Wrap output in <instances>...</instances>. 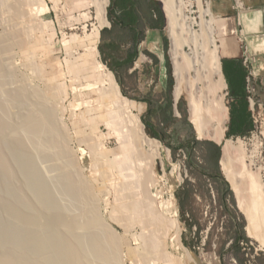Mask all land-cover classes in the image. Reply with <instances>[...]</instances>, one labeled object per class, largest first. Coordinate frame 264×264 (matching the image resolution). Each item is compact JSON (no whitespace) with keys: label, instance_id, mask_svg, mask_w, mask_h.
Returning a JSON list of instances; mask_svg holds the SVG:
<instances>
[{"label":"rangeland","instance_id":"rangeland-1","mask_svg":"<svg viewBox=\"0 0 264 264\" xmlns=\"http://www.w3.org/2000/svg\"><path fill=\"white\" fill-rule=\"evenodd\" d=\"M44 1L45 9L39 11V15L37 13V16H33L32 18L28 14H23L21 17V23L32 28L23 50L21 46L19 47V45H16L15 43L12 45L11 43L9 52L2 55V64H4L2 65L0 71V75L2 74V77L0 76V80H2L0 82V86L3 90L4 88L6 90V87H8L6 91L2 90L4 92V96L6 95L5 98H7V95H10L9 93H12V91H14L15 88H18L20 85L28 90V93L26 92L27 94L25 93L26 95H24L26 98L23 97L20 99L19 102H17L18 104L16 103L17 105H11V107L14 108L11 109V115H14L13 117L11 116V121H13L14 124L17 122L19 123V121L22 119V116L32 110H38L42 112L45 108L47 109L49 107L48 110L50 113L52 112L51 114L49 112L47 113L45 111L46 109L41 114L45 116V119L50 127L54 125V127L59 132L60 137L66 135V137H64L67 139L64 140V137L62 139L65 143V147L73 152L77 158V169H79V171L77 170L79 172L78 174H81L80 177H83L84 179H82L97 193L95 196L97 198H95V200L98 207L96 210L97 212H95L96 216L98 218L100 217L99 219L101 222L105 223L104 226L109 229L111 228L110 230L117 237L124 236L123 238H125V240L128 238L126 243L129 242L130 247L138 251V254L144 257L142 260L143 257L138 255L140 258L135 259L127 251V246L123 245L121 247V257L119 256L121 259L119 258V263L145 264L144 262H146V264H263L264 244H262L260 240L248 236L246 231L247 220L245 215L239 210L237 206L235 194L233 190L230 189L231 186L229 182L221 173L220 165H218V175H220L222 179L219 177L211 178L209 176L213 170L212 162L205 161L201 157L204 147L194 142L196 136L201 140H206L208 138L206 136L200 137L193 125L189 126L186 123V119L188 117L186 95L182 94L178 98L176 104L178 114L176 115L174 111V113H171L169 119L162 121L163 117L167 118L169 116L165 111L161 110L162 106H164L166 102L167 95H170L172 103L175 100L173 95V87L175 82L174 76L172 79V87L170 88V92L167 91L166 76L168 74L167 67L165 65V51L162 52L161 50L154 49L153 44L145 45V49L139 51L137 58H135L131 70L125 68L124 66H117L115 67L116 71L114 72L110 66L103 61L102 54L99 50V46H101L106 48L107 51L111 40L120 37L123 33L120 31V25L113 28L111 21L109 20L108 14L111 10L110 0L106 8V16L109 24L101 28L97 43L99 54H96L91 48V38H87L92 32V29L99 24L96 7L97 0ZM184 1L189 2L187 8L185 9V13L199 21V11H196L197 6L195 0ZM203 2L205 6L206 4H210L209 6H211L210 8L214 16V36L216 38V42L221 45L219 48V56L222 64V44L225 41L224 37H227V34L224 35L218 30L224 26V20L217 18L213 7V0H203ZM160 7H162V2ZM192 10L193 12L191 13L190 11ZM5 13L0 9V33L6 35L7 33L9 34V31L13 28V26L10 24L12 23L11 21L9 23L11 16L9 17L8 15V18V13ZM196 28H199V26H196ZM8 34L6 36V40L9 38V36L11 37V35L9 34L8 36ZM71 34H77L81 41H77L78 43L76 41L74 43L71 42L69 38ZM164 34L167 37L165 27ZM128 36L129 35H127V37ZM233 36L235 37L234 34ZM8 40H10V38ZM128 47V43L119 46L116 54L118 56H123ZM146 51H153L158 54L161 58L160 62L155 65ZM166 54L168 56L169 68L172 74V64L168 50L166 51ZM98 59L101 60V62H103L106 67L114 73L115 78L120 86L122 95L128 100L129 110L139 117L140 121L143 123L144 132L150 138H153V143L157 145L158 157L154 170L160 177V183L158 182L159 184L157 183L152 191L156 192L158 189L157 191L161 193L156 197L154 201L155 204L153 203V206L156 208V210L153 206L152 208H154L157 213L161 212L158 214L162 216L163 223L161 222V225L159 226H165V228L169 227L166 230L164 227H158V225H153L154 223L148 222V220H146L145 216L143 215L141 219V213L140 217H136V222L125 221L126 226L128 225V228L125 226L124 221H117L112 217L116 206L115 188L119 186L117 181L123 176L122 174L124 170L120 167H122V164L125 163V159L120 155L123 152V144L119 142L121 140L116 137L115 133L105 124L103 119V114L105 113L106 107L105 104L101 102V96L97 91L99 83L98 77H100L101 74L97 67H95L98 64ZM27 61H30L28 62L30 63L29 66ZM108 61L110 62L112 60L108 59ZM192 73L193 72L189 73V79H194L195 76L194 73ZM189 79L188 82H192V80ZM96 81L98 83H96ZM2 82H5V85ZM55 85L59 88L62 86L61 89H59L57 97H54L49 91V87ZM9 89H11V91ZM34 91L40 94L37 95V93ZM39 97L43 99L41 100ZM230 97L231 95L227 85L225 93L223 94V101L227 107L224 137L225 139H231V141L234 143H240L243 146L246 153L245 161L247 167L249 170L259 176L260 181L263 183L264 190V109L261 108L259 103L256 101L257 105L250 110L253 119V127L251 128L252 130H248L243 133H234L232 135L230 133L228 135L231 103ZM179 103L185 112L184 116L179 109ZM43 105H46V107H43ZM12 111H16V113H13ZM46 114H49V118L46 116ZM58 128L62 131V133L60 130H58ZM92 131L95 133L94 135L91 133ZM60 133L64 135L62 136ZM89 136H96L95 138L93 137L94 139L92 137L91 138L95 141L100 139V144H102V146L104 145L103 149L101 150V154L98 156V159L92 158L89 153V147L87 146L88 142L86 139L87 137L90 138ZM48 138H50L49 134ZM81 138H84L83 140L85 141H82ZM8 147L11 148H6V151H9L10 153V150L12 151L13 146L10 145ZM34 153H36V151H34ZM220 153L222 152L220 151ZM36 155H38V157L35 159L37 162L41 163L38 165L36 164V166L39 167H37V169H39L41 173L39 177L41 176L42 178L44 177L43 179H47V181L44 180L46 181L45 184H49L47 187L55 189H51L53 191H49L54 197L56 203H59L62 200L60 205H63L62 209L53 211H46L45 209L43 210V207L38 202L39 200L37 196H35V192H33L35 190V186H31L33 190H31V187L29 188L33 180L25 181L29 173H24L23 170L20 169L25 168L24 170L27 171V164L25 166L22 159H20L22 160L21 162L18 159L16 160L15 158H10L9 160L12 167L18 166L19 168V166H22L19 169L17 167L13 168L14 172H16L15 174L13 173V178L9 180L10 183L8 182L11 186L9 190H14L16 192H9V190H7L6 193L5 189V191L3 190L2 192L3 188L0 190V219L3 223L9 224L12 222L11 220L15 218L13 213L17 214V216L20 214L21 217H30L32 214L38 215L42 221L43 234L41 235H44L45 239H48V242L51 235H55V239L58 237L59 240H62L63 238L67 240V234L64 232L65 229L64 231L62 230L63 232L61 231V228L63 226L65 227V225L62 223L67 222L66 217H69L68 215L80 213L81 205L79 202L82 203L84 199L82 198V194H72V189L68 191V189H70V186L67 187V185H69L68 180L63 177L64 182L67 181V184L66 182L63 183L61 173L58 172L59 169L56 170L57 167H62L64 165H61L60 163V161L63 159H59L58 164L60 163V165L57 166L58 164L56 165L53 163L52 159L49 160L50 157H45L38 153H36L34 157ZM43 155H48V153L46 152ZM13 160H16L17 163L21 162L20 165L19 163L17 165V163ZM62 163H64V160ZM54 164L56 167H53ZM119 165L121 166L119 167ZM18 171L20 172L18 173ZM118 176L120 178H118ZM43 179H41V181ZM48 180L51 182L49 181V183ZM66 187L68 189H66ZM16 188H19L18 190L22 191L20 194H24V196L19 195V197H22V202L24 204L20 203L18 201L19 199H17V202H19V205L17 204L18 206L15 205L17 203L15 198H18V196L15 195L19 194V191L17 192V190H15ZM12 193L14 195H12ZM79 196H81L80 199ZM58 197H62L60 198L61 200H59ZM27 202H29L30 205ZM145 202V200L142 201L141 206L143 204L146 206L147 203ZM65 206L68 208V211L66 208H63ZM144 206L142 208H144ZM16 207H18V209ZM14 210L16 212H14ZM143 211H141L142 214H145L146 210L144 212ZM143 217L146 223H144L145 221H142ZM80 218H83V216ZM85 218L86 216L84 219ZM170 220L172 222H170ZM150 224L154 226L153 232L151 229L152 226ZM56 225L61 227L60 232L62 233L53 231V229L58 231L56 230L58 229ZM50 226V229H52V226H54V228L52 230L46 228ZM155 226L158 230L160 229L163 231L158 232L162 236L155 232L157 230ZM150 229L152 233L150 232ZM169 229L172 231L170 232ZM47 231L49 233L52 231L50 233L51 235L46 234ZM90 231L91 228L89 229V227H87V229L85 228V230H82L83 236L85 237L88 235V239H90ZM164 231H168L170 233H166V235ZM56 233L63 234V238L61 239V235L58 236ZM64 233L66 235H64ZM146 234L149 235V238L152 237L153 240H155L156 237L153 236L154 234L159 235L157 236L158 238L156 237L158 241H155L161 243L160 245L157 243V246L159 245V247L156 246L155 250H153V253L152 251L150 253L148 248L144 246L143 240L145 237H147ZM238 235L244 237L239 238L238 242L239 246L241 247L239 258H241L242 262L237 261L233 255L235 248H231ZM85 238L87 239V237ZM141 238L143 239L141 240ZM51 239H53L55 242L54 238L51 237ZM49 246H51V244H49ZM47 248L49 252L54 251L50 247ZM52 252L48 255H52ZM141 253H145V256ZM149 255L154 257H147ZM145 259H147V261H144ZM135 260H137V262Z\"/></svg>","mask_w":264,"mask_h":264},{"label":"bare ground","instance_id":"bare-ground-1","mask_svg":"<svg viewBox=\"0 0 264 264\" xmlns=\"http://www.w3.org/2000/svg\"><path fill=\"white\" fill-rule=\"evenodd\" d=\"M160 1L162 2V10L166 18L165 29L167 37L169 39L168 53L170 56L173 72L172 74L175 81L173 87L174 98L175 100H177L182 94L186 95L188 119L190 120L197 134L200 137L206 136L208 139L221 145L222 153L220 158V169L225 179L229 182L231 190H233L235 194V199L239 210L245 215V218L247 220V234L248 236L260 240L261 243L264 244L263 183L260 181L259 176L249 170V168L247 167L245 161L246 153L243 146L240 143H234L233 141H231V139H225L224 137L227 107L223 101V94L225 93L227 82L222 71L221 60L219 56V48L221 45L216 42V38L214 36V16L209 6L210 4H206L205 6L203 0H195L197 6L196 11H199L198 16L200 18V20L197 21L194 17H190L185 13V9L187 8L189 2H185L184 0ZM108 2L109 0H97L96 7L99 24L92 29V32L87 37L91 38V48L95 51L96 54H99L97 43L100 36V30L102 27L109 24L106 16V8ZM237 4H239V0H237ZM0 9L4 13H8H5L7 14V17L8 15L9 17L11 16L9 23L11 21L12 23L10 24H12L13 26L11 30L8 29L10 30L9 34L11 35V37L7 33L10 40H8V37V39L6 40L7 34L5 35L0 33L1 71L2 65L4 64H2V55L9 52L11 43L12 45L13 43H15L16 45H19V47L21 46L23 50V47H25L26 41L29 37V33L32 27L30 28L29 26H26V24H22L20 21L21 17L23 16V14H28L32 18L33 16H37L36 14L39 11L45 9V1L0 0ZM190 12L192 13L193 10ZM196 26H199V28H196ZM69 38L73 43L75 41H81L77 34H71ZM28 62L30 61H27V63ZM29 64L30 63H28V66ZM95 67H97L98 71L101 72V74L99 73L100 77H98L99 83L97 81L96 83H98L97 91L101 96V102H103L106 107V109L104 108L105 113L103 111V119L105 124L115 133L116 137L121 140L119 142L123 144V152L120 155L125 159V163L122 164L123 166L120 167L121 165H119L121 169L123 168L124 172L122 174V177L119 175L121 178L118 176V178H120L117 181L119 186H117L118 188H115L116 206L112 217L117 221H124V224L126 226V222L135 221L136 217H140L141 213V219L143 215L145 216L146 220H148V222L154 223L153 225H158V227H162L159 226L161 225V222L163 223V218L161 215H159L161 212H158V214L155 211L156 208L153 206L156 197L161 192L157 191L158 189L156 190V192L152 191V189L160 180V177L154 170L158 157L157 145L153 143L154 139L150 138L144 132L143 123L140 121L139 117L129 110L128 100L122 95L120 86L115 78L114 73L109 68H107L106 65L99 59L98 64ZM191 72L194 73V79H189V73ZM188 79L192 80V82L190 81L189 83ZM1 81L2 80H0V82ZM61 87L59 88L56 85L51 86L49 87V91L54 97H57L59 89H61ZM7 88L8 87H6V90ZM2 90L3 89H1L0 86V190L3 188L2 192L5 189L6 191H4L7 193V190H9L11 187L9 184V180L13 178L16 172H14L13 168H18V166L12 167L9 159H22L23 164L25 166L27 164V171L24 170L25 168H20L22 165L19 166V168L23 170L24 173L28 172L31 176L30 177L28 175L27 179H24L25 181L33 180L29 188L31 186H35V190L33 192H35V196H37L39 200L36 201L40 203V205L43 207V210L45 209L46 211H53L62 209L63 205L60 206L62 202L60 198L62 197H58L59 200H61V202H59L60 204L58 202L56 203L54 197L49 191L53 188L47 187L49 185H47V183L45 184L47 179H43L44 177L42 178L41 176L39 177L41 173L39 169H37L38 166H36V164L38 165L41 163L37 162L36 160L38 155L34 157V155L38 153L42 156L50 157V159L48 157L47 158L49 160L52 159L53 163H55L56 165L58 164L59 159L64 160V163H62L63 160L60 161L61 165H64L61 167L59 166V163L57 165L59 167H57L56 170L59 169L58 172L61 173L62 178L65 177V179L68 180L69 185H67V187L70 186V189H68L67 187L66 189H68V191L72 189V194H82V198L84 199V201L82 203L79 202L81 205L80 213L74 215L70 213L71 215H68L69 217H66L67 222L62 223L63 225H65V227L61 225L64 228L59 227V224V226L56 225V227H58V229L56 230L58 231H55L53 229L54 226H52L53 231L57 233L60 232V228L61 231H64L65 229L64 232L67 235L65 233L64 235L67 236H65L67 240L62 237L63 234H60L63 231L59 234L56 233L58 236L61 235V239H63L59 240L58 237H56L55 239V235L53 236L50 234L52 231L50 233L48 232L49 230H52L50 229V226L46 227L49 229L47 231L48 233L46 232V234H50L51 237L54 238L55 242L50 237L49 243L48 239H45V236L41 235L43 234L41 223L42 221L38 215L32 214L30 217L22 215L23 217H21L20 214L19 216H17V214L13 213V216L15 218H13L11 220L12 222H10L9 224L3 223L0 219V264H120L119 258L121 257L120 252L123 245L127 246V251L135 259L140 258L138 257V255H140L138 254V251L132 249L129 245V242H127L128 244L126 243V240L128 238L125 240V238H123L124 236L117 237L110 230L111 228L109 229L105 227V223L101 222V220L99 219L100 217L98 218L96 216L95 212H97L96 210L98 207L95 196L97 193L90 185H88L83 180V177V179L80 177L81 174H78L79 169H77V158L75 157V154H73V152L65 147V143L62 139L64 136L66 137V135L61 134L62 131L58 128V130L61 131L60 134L62 136L64 135L63 137H60L59 132L54 127V125H52L53 128L50 127L45 119V116L41 114L46 108L42 112L38 110H32L31 108L32 111L28 112L25 115L23 114L24 116H22V119L19 121V123L17 122V124L15 122L16 124H14V122L11 121V109L13 108L11 107V105L14 106L17 102H19L20 99L25 97L24 95L28 93V90L20 85L18 88H15L12 93L8 92L10 95H7V98H5L6 95L4 96L3 92L5 88L3 91ZM9 90L11 91V89ZM38 94L40 93H37V95ZM39 98L41 99V97ZM43 107H46V105H43ZM48 108L45 110L47 113L49 112ZM13 113H16V111H14ZM46 116L49 118V114H46ZM91 133L93 135L95 134L93 131ZM91 133L89 134L92 135ZM48 134L50 138H48ZM65 137L64 140L67 139H65ZM89 137L90 138H86L88 142L86 143L89 147V153L92 158L98 159V156L99 154H101V150L103 149L104 145L102 146V144H100L99 138V140L97 141L93 140L96 136H93L94 138L92 136ZM83 139L82 141H85ZM7 145L13 146V152L11 150L10 153L9 151H6V148H11H9ZM34 151H36V153H34ZM46 152L48 153V155H43ZM16 160L13 161L16 162ZM22 160L20 161L22 162ZM55 164L53 165V167H56ZM43 171L45 172L44 169ZM19 172L20 171H18V173ZM41 179L43 180L41 181ZM49 181L50 180H48V182ZM62 181L63 183L66 182L67 184V181L64 182V178ZM32 187L31 190H33ZM18 189L16 188L15 190H17L18 192ZM13 191L9 190V192ZM20 192L22 191H19V194L15 195L18 196V198L16 197L15 200L17 202V199H19L18 201L20 203H23L22 197H19V195L24 196V194L22 195L20 194ZM12 195L14 194L12 193ZM80 197L81 196H79V199ZM144 200L146 201L145 203H147V208L146 206H144V204L141 206L142 201ZM19 202H17L15 205H17ZM27 203L30 205L29 202ZM143 206L144 208H142ZM152 206L155 208V210L154 208H152ZM16 208L18 209V207ZM63 208L65 209L66 206ZM66 209L68 211V208ZM143 210H146L145 214H142L141 211ZM16 211L14 210V212ZM82 216L83 218H80ZM85 216L86 218L84 219ZM142 221H145L144 217ZM170 222L172 221L170 220ZM144 223H146V221ZM150 225L152 226L151 229L153 232L154 226L152 224ZM87 227H89V229L91 228L89 235V237L91 236L90 239H88V235L85 236L87 237V239L83 236L82 230H85V228L87 229ZM163 227L165 230L169 228H165V226ZM157 230L155 231L156 233L161 231L160 229L158 231ZM169 231L171 232L172 230L169 229ZM164 232L165 234L170 233L168 231ZM147 234L146 236L148 238L143 236L145 237L143 240L144 246L148 248L150 253L151 251L153 253V250H155L157 243L159 245L161 243L157 242L158 240L156 239V237L162 235L159 233V235L152 234L154 237L156 236L155 240L157 241H155L152 237L149 238V235ZM142 239L143 238H141V240ZM49 244H51V246H49ZM159 245L157 247H159ZM47 247L53 249L54 253L52 251L49 252ZM51 252L52 255H48ZM43 253H45L47 256ZM140 256L143 257L142 255ZM147 257L152 258L154 256L149 255ZM143 259L144 257L142 258V260ZM135 261L137 262V260ZM144 261H147V259H145ZM144 263L146 264V262Z\"/></svg>","mask_w":264,"mask_h":264},{"label":"trees","instance_id":"trees-1","mask_svg":"<svg viewBox=\"0 0 264 264\" xmlns=\"http://www.w3.org/2000/svg\"><path fill=\"white\" fill-rule=\"evenodd\" d=\"M159 1L160 0H110L111 10L108 14L109 20L111 21L113 28L120 25V31L123 33L120 37L111 40L107 51L106 48L101 46H99V50L102 54L103 61L107 63L114 72L116 71L115 67L117 66H124L129 69L132 67L135 58L138 56V51L135 50V47L138 43L145 39V30L147 28L159 29L163 39L165 65L167 67L168 74L166 76V86L167 91L170 92L173 76L170 72L168 56L166 54V51L168 50V39L164 34L165 16L162 11V7H160L161 1ZM127 35L129 36L127 37ZM127 43L129 47L125 54L123 56H118L116 52L118 51L119 46ZM146 53L150 56L155 65L159 63V59L156 55L148 51H146ZM108 59H111L112 61L109 62ZM221 66L229 88V93L238 101V105L230 103L228 135L230 133L232 135L234 133H243L245 131L252 130V113L249 109V101L245 89L246 72L244 68H241L240 66H228L225 59L222 60ZM179 109L184 116L185 112L181 108L180 103ZM161 110L165 111L167 115H169L167 118L163 117L162 121H166V119L170 118L171 113H174V102L172 103V99L169 94L167 95L166 102L164 106H162ZM194 142L204 147L201 157L205 161L212 162L213 174L210 173L209 176L211 178L219 177L222 179V177L218 175L221 146L208 139L201 140L195 138ZM239 238L244 237L238 235L231 248H235L233 255L237 261L242 262L241 258H239V252L241 249L238 244Z\"/></svg>","mask_w":264,"mask_h":264},{"label":"crops","instance_id":"crops-1","mask_svg":"<svg viewBox=\"0 0 264 264\" xmlns=\"http://www.w3.org/2000/svg\"><path fill=\"white\" fill-rule=\"evenodd\" d=\"M242 2L243 6L239 0L238 5L242 7L235 9L232 7V0H213L217 18L224 20V26L218 31L224 35L227 34L222 44L223 59L227 61L230 67L240 66L244 68L241 63L242 50L232 34L233 30L238 27L237 18H239L248 52L256 59L253 66V71L256 75L255 98L261 108L264 109V0H242ZM148 44H153L154 49L164 52L163 39L159 29L147 28L145 30V39L137 44L135 50L139 53ZM151 52L158 57L160 62V56L153 51ZM131 69L132 67L129 68V70ZM230 99L232 104L238 105L237 99L232 96ZM249 109L251 110L250 106Z\"/></svg>","mask_w":264,"mask_h":264},{"label":"built area","instance_id":"built-area-1","mask_svg":"<svg viewBox=\"0 0 264 264\" xmlns=\"http://www.w3.org/2000/svg\"><path fill=\"white\" fill-rule=\"evenodd\" d=\"M240 1H241L242 6H243L242 0H240ZM242 6L237 4V0H233V5H232L233 8L238 9ZM237 23H238V27L233 30V34L235 35L236 41L242 50L241 63L246 70L245 89L247 92V98L249 101V106L251 109H253L257 105L256 100H255L256 75L254 74V71H253V66L256 62V59L254 56H252L248 52L247 46H246L245 41H244V31H243L242 27L240 26L239 18H237Z\"/></svg>","mask_w":264,"mask_h":264},{"label":"water","instance_id":"water-1","mask_svg":"<svg viewBox=\"0 0 264 264\" xmlns=\"http://www.w3.org/2000/svg\"><path fill=\"white\" fill-rule=\"evenodd\" d=\"M162 11H163V10H162ZM163 13H164V12H163ZM172 76H173V74H172ZM177 101H178V99H177V100H174V111H175L176 115L178 114V113H177L178 110H177V106H176ZM186 122H187L189 125L192 126V124H191L190 120L188 119V117H187V119H186ZM196 139H199V138L196 136ZM216 143H217V142H216ZM217 144L220 145L219 143H217ZM219 165H220V159H219ZM220 171H221V169H220ZM221 173H222V171H221ZM230 189H231V188H230Z\"/></svg>","mask_w":264,"mask_h":264}]
</instances>
